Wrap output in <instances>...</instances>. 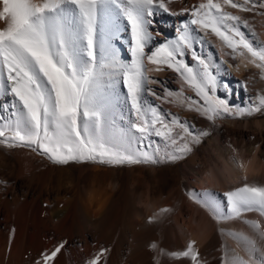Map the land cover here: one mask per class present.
<instances>
[{"label":"snow or ice","instance_id":"obj_1","mask_svg":"<svg viewBox=\"0 0 264 264\" xmlns=\"http://www.w3.org/2000/svg\"><path fill=\"white\" fill-rule=\"evenodd\" d=\"M225 6L239 11L257 10L256 14L264 16V0H244L243 4L236 0H206L190 10L194 17L190 24L205 31L210 29L234 53L243 56L246 50L253 58L250 63L264 69V48L254 47L241 31L242 26L248 27L247 21L225 11ZM186 11L189 9L170 12L165 0H0V21L5 25L0 28V97H10L7 102H0V144L29 147L57 164L92 161L131 165L182 159L191 151L186 137L198 144L208 132L202 130L194 136L187 122H181L178 116L173 115L169 122L162 109L145 106L143 93L156 95L147 84L163 83L150 80L145 74V59L179 73L203 99L204 104L195 110L208 119L232 114L227 101L215 96L217 81L211 64L195 49L196 40L190 35L195 29L188 23L175 40L162 42L156 51H151L150 27L154 18L162 13L183 15ZM122 20L131 28L130 63L123 59L117 46L122 38L119 34L128 30ZM188 52L195 66L178 58ZM120 87L126 88L123 100ZM165 91L170 96L174 94L167 88ZM120 104H130V114L137 119L118 125L115 109ZM262 110L264 96L247 114ZM176 127L180 133L174 132ZM153 134L170 142L174 152L161 158L155 150L144 147V141ZM177 139L183 142L181 146H177ZM224 195L230 209L227 214L221 212L211 193L192 198L206 207L213 219L239 218L251 211L264 216V187L245 184ZM245 223L264 237L258 221ZM229 235L243 243L249 259L225 247L218 264H264V252L256 248L255 241L244 234ZM194 244L190 241L185 250L171 255L202 264ZM63 246L61 243L50 253H41L35 264H49ZM151 247L155 249L157 245L153 243ZM106 251L102 248L88 264H98Z\"/></svg>","mask_w":264,"mask_h":264},{"label":"bare ground","instance_id":"obj_2","mask_svg":"<svg viewBox=\"0 0 264 264\" xmlns=\"http://www.w3.org/2000/svg\"><path fill=\"white\" fill-rule=\"evenodd\" d=\"M191 6L194 7L193 4ZM261 18L264 16L261 15ZM4 26L0 21V28ZM189 27L195 29V33L190 35L202 45L211 64L217 81L215 96L227 101L232 114L224 113L208 119L200 111H180L178 107H171L168 114L170 121L173 115L178 116L181 122H187L194 136L202 130L208 132L198 144L192 143L191 137H186L191 151L179 160H184L183 171L188 169L191 175L185 184L187 191L183 190L180 168L169 167V160L166 159H161L159 163H144L151 166L146 171L153 177L160 169L166 172L162 175L163 190L156 192V188L154 191L149 185L137 192L135 182L130 180L134 175L132 164H125L123 168L107 164L108 168H102L90 165L98 163L92 161L57 164L29 147L0 144V264H35L41 253H50L61 243L63 248L49 264H88L102 248L107 251L98 264H191L186 257L171 255L185 250L190 241L195 242L194 247L200 253L202 264H218L225 247L248 260L243 243L229 233L248 236L255 241L256 248L264 252V237L245 223L258 221L260 233H264V216L259 212H245L239 218L217 220L206 207L192 198L193 195L211 193L221 212L227 214L230 209L224 195L226 192L245 184L264 187L263 148L256 142L257 136L264 135V121L260 119L264 110L247 114L251 107L258 106L259 98L264 96V69L250 63L253 58L246 50L243 56L235 53L234 59L232 49L210 29L205 31L199 25ZM181 30H176L169 41L175 40ZM124 34H119L122 38L117 46L123 59L130 63L131 51ZM212 37L213 50L208 52L206 43L211 42ZM254 47L257 50L264 48V40L257 41ZM146 66L145 74L150 80L163 82L148 83L147 88H173L163 65L147 62ZM157 67L163 70H154ZM192 90L188 94L191 100L198 96ZM120 91L123 100L126 88L120 87ZM143 96L148 105L159 101L157 96L147 91ZM198 97L203 105V99ZM9 99L7 96L0 97V102ZM196 104L200 106L198 101ZM238 111L245 114L236 115ZM115 117L118 125H126L128 119H137L130 114L129 104H120L115 109ZM251 127L256 130V135L249 133ZM176 130L181 132L178 127ZM209 137L215 159L209 157L207 163L205 158H200L196 147L203 138ZM182 143L177 139V146ZM144 147L155 150L161 158L175 150L170 142L166 144L154 134L144 141ZM164 162L167 164L162 167ZM144 168L139 173L142 177L137 174L143 182ZM72 171L76 172L77 178L91 177L89 189H75L76 192L71 193L68 188L71 183L65 187L62 181L64 174ZM121 174L125 176L124 182L119 179ZM165 188L170 189L164 191ZM185 211L190 213L188 218ZM153 243L157 245L155 249L151 247Z\"/></svg>","mask_w":264,"mask_h":264},{"label":"rangeland","instance_id":"obj_3","mask_svg":"<svg viewBox=\"0 0 264 264\" xmlns=\"http://www.w3.org/2000/svg\"><path fill=\"white\" fill-rule=\"evenodd\" d=\"M202 2H206V0H204V1L203 0H201V1H198V0H172V2H170V3L168 2V0H165V3L167 4L170 12L179 13L182 9H189V11H186V12H184L183 15H178V16L170 15L168 13H162L161 15H158L154 18V23L150 27V32H151V35L153 37V41L151 43V51L152 52L156 51V49L160 46V44L162 42H167L170 39H172L173 36L175 35L176 30L183 29V25L185 23H188L189 25H193V24H190V20L192 18H194L191 16V11H190V8H192L191 4H193V6H198ZM236 2L243 4L244 0H236ZM250 6L251 5H249V7ZM224 10L227 12H230L233 15L240 16L242 21H247L248 27L245 28L242 26L241 31H243L245 33V35L249 41L253 42L254 46L256 45L257 41L261 42L264 40V18H261V15L256 14L257 10H254L252 12L239 11L238 9H233L230 6H225ZM122 21H123L122 25H124L128 29L127 32H125L124 37H126V39L128 40V43H129L130 36H131L130 26L127 25L126 20H122ZM253 33H254V35H253ZM236 39H238V37ZM213 40H214V38L212 37V39H210L211 42L206 43V46H208V52L213 50V47H212L213 46V43H212ZM201 46L202 45L199 43V41L195 42L194 47L198 51V53H200L204 57H207V55L205 54V50ZM146 52H147V49H146ZM147 54H151V52H147ZM231 55L234 59H236V55L234 52H232ZM178 58L184 59L190 65H193V66L196 65V62L193 61L191 58L190 52H188V54L185 57H178ZM147 62L148 61L145 59V61H144L145 69L147 67L146 66ZM162 67H164L167 78L171 79L170 82L173 84V88L168 89V90H171L175 95H178L179 93H183V96L178 95L176 97H173V96L168 95V92H166L165 90H162L159 87H151V89L154 90V92L156 93L155 96L161 97V99H158L156 97L159 101L156 102V104H150V105H154L157 108L162 109L163 113L166 115V119L170 122V120L168 118V114L170 113L171 107L175 106V107H178V109L180 108V111H182V110L188 111L189 106H191V111H193L198 107L196 104L197 101H198V104H200V106H201V103L199 100L200 98L198 96H196V98H193V100L196 103H192L191 101H193V100L188 101L187 100V98L189 97L188 94L191 93L190 91L192 90V87L182 79V77L179 75V73H175L172 69L167 68L165 65H163ZM180 97L183 99H181ZM177 98H179V99L177 100ZM182 100H184V101H182ZM172 101H174V102H172ZM148 104L149 103H146L145 106H148ZM129 107H130V104H129ZM260 119L262 121H264V111H263L262 117ZM176 128L174 129L175 133H177ZM249 133L252 135H256V130L254 129V127H251L249 129ZM210 137L209 138H203L202 143L198 147H196L198 150L200 158L201 159L205 158L207 163H209V157H213L215 159V154L213 153L212 149L209 146ZM256 142L261 144V146L263 148L262 160L264 161V135H262L261 137L257 136ZM168 143L169 142H166V144H168ZM209 150H211V151H209ZM171 162H172V160L171 161L169 160V167H171V168L179 167L180 168L181 180H183L182 186H183V190H185L184 192H186L187 188H186L185 184L189 182V179L191 177L190 172L188 169L183 171V166L185 164L184 160L180 161L179 159H177V160H174L172 163ZM164 163L165 164L162 165V167L167 164L166 162H164ZM90 165H100L102 168H108L105 164L90 163ZM102 165H105V166H102ZM124 165H120V168H123ZM132 167L134 168L132 170V172H133L132 175L133 174L134 175L130 177V180H133V182H135V184H136L135 189L137 192L143 191L144 189L149 187V185H150V188L153 189L154 191H155L154 188H156V192L163 190V178H162L163 176L162 175H164V173L166 175V172L161 171L162 169H160V172L157 173V175H156L157 177L156 176L153 177L151 174L147 173V171H146V170H148V168L151 167V166L149 167V165L147 166L144 163H140V164H132ZM141 168H144V169H142V170H144V174L142 173V175L145 177L144 182L137 175L140 173ZM158 175H160L161 177ZM139 176L142 177L141 174H139ZM160 178H162V179H160ZM119 179L124 182L125 181L124 174H121L119 176ZM62 181L64 182L63 184L65 185V187L68 185V183H69V185L71 183V185L69 187L68 186L67 187L70 188L71 193H74L76 191L84 190V188H85V190L89 189L92 179H91V177H88L87 175L83 176L82 178H77L76 172L72 171L70 173L64 174ZM74 184H75V186H74ZM72 185H73V187H72ZM146 185H148V186H146ZM75 189H76V191H75ZM169 189L170 188H165L164 191H168ZM186 211H185V217L188 218L190 213L186 212ZM203 261H205V260H203Z\"/></svg>","mask_w":264,"mask_h":264}]
</instances>
